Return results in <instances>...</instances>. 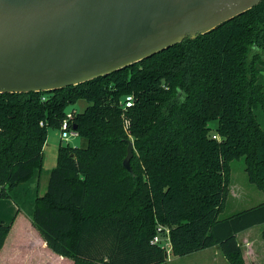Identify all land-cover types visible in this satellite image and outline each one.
Wrapping results in <instances>:
<instances>
[{"label":"trees","instance_id":"1","mask_svg":"<svg viewBox=\"0 0 264 264\" xmlns=\"http://www.w3.org/2000/svg\"><path fill=\"white\" fill-rule=\"evenodd\" d=\"M80 101L87 106L72 109L70 129L85 143L58 146L40 194L48 129L60 130ZM240 159L264 192V1L109 75L0 94V199L34 179L30 221L73 264H163L158 228L176 257L217 247L228 264H245L237 236L262 226L264 243V202L219 218ZM11 227L0 223V252Z\"/></svg>","mask_w":264,"mask_h":264},{"label":"water","instance_id":"2","mask_svg":"<svg viewBox=\"0 0 264 264\" xmlns=\"http://www.w3.org/2000/svg\"><path fill=\"white\" fill-rule=\"evenodd\" d=\"M262 1L0 0V94L59 90L109 75ZM132 156L128 141V172Z\"/></svg>","mask_w":264,"mask_h":264},{"label":"rangeland","instance_id":"3","mask_svg":"<svg viewBox=\"0 0 264 264\" xmlns=\"http://www.w3.org/2000/svg\"><path fill=\"white\" fill-rule=\"evenodd\" d=\"M86 106V102L80 101L76 105L69 107L67 111L71 112L72 109H74L77 112H82ZM215 126L216 125H212V128ZM216 140L219 141V138L216 137ZM84 143V140L78 137H69L67 142L61 141L60 130L52 128L48 129L46 143L43 147L42 172L39 182L40 194L46 190L48 173L53 167H55L58 146L60 144H69L73 147H81ZM229 184V191L226 197L225 205L219 214L220 219L226 218L236 212L252 208L264 202V192L258 190L248 181L243 159L233 161L231 163ZM36 191V181L34 179L26 181L15 193L14 200H11L16 205V209H18L20 217L16 220L17 229L10 235V242L0 257V264H5L6 260L7 264H23L24 261L22 260L24 258V264H73V262L69 259L58 255L56 256V254L54 255V253H52L49 249L44 250L38 248L37 239L41 237L33 227L29 218ZM4 211L0 210L1 213ZM15 213L16 211L12 212L9 217L7 216V223H11L10 221L13 219ZM31 228H34L33 231ZM261 229V226H255L249 232L245 233V235H239L237 239L241 246L245 264H264V243L260 237ZM31 233L34 235V251L32 253L30 252L28 254L25 248L24 250L19 248L20 250L18 251V254L16 251L11 253V250H8L12 247L10 244L15 243L18 236L25 238L26 235L31 236ZM165 242L166 241L161 243V245H165ZM165 248L167 258L163 264H228L220 251H216L214 248H208L184 257L174 256L171 251V247L168 245H165ZM11 255L14 256L12 257ZM10 258L11 260H9Z\"/></svg>","mask_w":264,"mask_h":264},{"label":"crops","instance_id":"4","mask_svg":"<svg viewBox=\"0 0 264 264\" xmlns=\"http://www.w3.org/2000/svg\"><path fill=\"white\" fill-rule=\"evenodd\" d=\"M44 192H45V190H44ZM16 208H17L16 205L11 200H6V199L5 200L4 199L1 200L0 199V210H3V211L5 210L2 213L0 212V214H1L0 215V223L10 224V223H7L6 218H7V216L9 217V215L12 212H15L16 211V213H15L13 219H12L13 221L12 220L10 221V222H12V227H11L10 233L8 234V236L6 238V241H5L4 245H3V248H2V250L0 252V257L2 255L4 249L7 247L8 243L10 242V235L12 234L13 231H15L17 229V222H16V220L20 217V213H18V209H16ZM31 229L33 231L34 228H31ZM250 230L251 229H249V230H247V231H245L243 233H240L239 235H242V234L245 235V233L249 232ZM31 234H32L31 236L30 235H26L25 238L18 236V238L15 240V243H13V244L11 243L10 244V246L12 245V247L9 248L8 250L9 251L11 250L10 251L11 253H13L14 251H16V253L18 254V251L20 249L24 250V248H25L28 254L30 252L32 253L34 251V241H33L34 240V235H33V233H31ZM239 235L237 236V239H238ZM37 245L39 246L38 248H40V249H44V250L48 249L46 247V244L44 243V241L41 238H38L37 239ZM213 248H214V250L218 251V248L217 247H213ZM7 257H8V255H7ZM11 258L9 260H11ZM24 259L22 260V261H24L23 264L25 263V260ZM5 264H7V260H6V263Z\"/></svg>","mask_w":264,"mask_h":264},{"label":"built area","instance_id":"5","mask_svg":"<svg viewBox=\"0 0 264 264\" xmlns=\"http://www.w3.org/2000/svg\"><path fill=\"white\" fill-rule=\"evenodd\" d=\"M131 106H132V98L128 97L125 102V108H129ZM71 117H72L71 112H68L66 114V117L61 122V126H60V140L61 141L67 142L69 137H77V133L75 132V130L70 129ZM160 231H161V228H158L157 229L158 234L154 236L152 240L153 244H161L164 242L163 240H161V237L159 236ZM165 241L166 242L164 244L169 246L168 239H166ZM165 245H163L164 248H165Z\"/></svg>","mask_w":264,"mask_h":264}]
</instances>
